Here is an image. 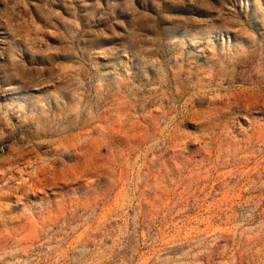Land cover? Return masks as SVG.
<instances>
[{
    "label": "rangeland",
    "instance_id": "374dc122",
    "mask_svg": "<svg viewBox=\"0 0 264 264\" xmlns=\"http://www.w3.org/2000/svg\"><path fill=\"white\" fill-rule=\"evenodd\" d=\"M0 264H264V0H0Z\"/></svg>",
    "mask_w": 264,
    "mask_h": 264
}]
</instances>
